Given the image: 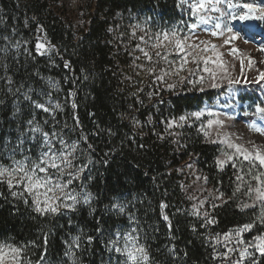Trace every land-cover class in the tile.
Listing matches in <instances>:
<instances>
[{
    "label": "trees",
    "instance_id": "obj_1",
    "mask_svg": "<svg viewBox=\"0 0 264 264\" xmlns=\"http://www.w3.org/2000/svg\"><path fill=\"white\" fill-rule=\"evenodd\" d=\"M74 4L83 18L77 28L66 16L71 0H0V33L15 31L21 42L29 43L32 53L31 56L19 53L13 60L7 59L9 55L2 56L0 77L4 69L13 86H29L36 97L42 91L51 93V98L63 106V111L52 115L36 111L35 120L45 131H53L55 125V130L62 131L68 139L78 140L81 132L88 137L80 146L84 149L88 144L93 146V164L83 174L80 184L93 193L92 207L96 211L90 214L88 206H80L76 212L42 217L12 198L5 185L0 188L7 197H0V241L17 244L35 241L37 247L30 246L28 257L36 261L44 245L43 229L48 233L45 264H72L64 254L65 242L80 235L81 230L85 235L95 236L99 226L104 236H98L90 246L84 240L81 248L73 250L81 264L110 261L115 264L117 257L105 248L106 239L117 230L135 226L128 220V213H132L143 229L142 235L147 237L154 264H218L207 238L250 222L252 211H242L240 207L249 200L244 194L246 188L242 187L233 196L235 170L231 165L223 171L215 167L219 146L205 143L196 126L173 129L182 133L178 143H172L176 137L165 136L161 140L157 135H165L162 120L201 107L210 94H174L157 87L149 90L131 63L132 17L134 20L146 17L149 26L157 28L174 17L177 0H75ZM27 19L31 26L25 28ZM38 25L42 26L41 31L37 30ZM32 30L33 35L43 32L56 46L59 55L52 53L54 65L47 56L36 52L38 37L32 36ZM64 61L70 63V68L64 67ZM48 77L60 82L59 91L49 88L45 79ZM70 91L75 92L74 97H69ZM4 92L5 89L0 94ZM149 92L158 95L149 99ZM2 99L1 110L7 106V100ZM73 101L77 104L75 109L71 106ZM73 115L78 118L79 126L70 131L76 126ZM133 118L140 123L134 124ZM65 124L69 127L65 128ZM189 160L203 177H208L209 192L224 193L220 201L211 197V203L218 205L210 207L214 224L202 227L204 222L191 215L192 203L180 174ZM161 202L168 207L162 210ZM114 203L126 204L125 214L112 209ZM164 215L169 217L171 228ZM258 231L264 232V228ZM255 234V231L247 233L245 237L250 239ZM170 248L175 249V255L169 253Z\"/></svg>",
    "mask_w": 264,
    "mask_h": 264
},
{
    "label": "snow or ice",
    "instance_id": "obj_2",
    "mask_svg": "<svg viewBox=\"0 0 264 264\" xmlns=\"http://www.w3.org/2000/svg\"><path fill=\"white\" fill-rule=\"evenodd\" d=\"M177 7L182 8L187 16L195 17V22L181 20L171 28H161L159 31H153L151 27H141L140 24L132 26L131 37L138 39L144 45L143 47H141V43L135 45L133 51L138 50L141 55L135 56L134 60L143 58L147 62L146 64L137 65V67L154 76L156 81L165 83L168 90H174L176 85L168 83L166 77L179 76V73L184 71L191 62L195 65V68L187 69L188 76H180V83L203 84L205 77L202 73H208L211 88L220 89L222 87L220 81L226 80L229 94L235 96L238 90L232 86L242 81L231 75V70L236 65L226 63L225 57L227 55L233 59H239V72L241 74L244 73L245 67L252 68L253 61L251 57L247 58V64H245L244 59L236 55L240 51L238 47L222 52L210 40L201 39L199 43H189L191 37L184 34V31L185 28L196 29L200 25H211L210 30L208 28L204 30L213 37L224 36L226 32L228 36L222 43L228 45L240 37V34L244 31V24L257 21L264 22V0H259V2L254 0L251 3H240V0H236V2L234 0H178ZM213 13L219 15L213 16ZM232 21L237 24L243 22V24L237 30L235 25L231 23ZM148 24L149 21L145 20V25ZM25 25L27 26V21H25ZM37 30L41 31L42 26L38 25ZM109 31H112V29H109ZM138 31L143 34L137 36ZM24 43L27 44L28 42L25 41ZM13 47L18 50L20 42L17 41ZM24 50L29 56L32 55L27 48ZM0 51L6 50L0 49ZM36 52L41 56H47L53 65L55 61L52 59V53L55 52L56 55H59L56 46L48 41L46 37L37 38ZM173 53L177 55L173 56ZM209 53L211 54L209 55ZM162 64H166L167 69L160 67ZM201 65H203L202 70ZM209 65L214 67H209ZM64 67L70 68V63L64 61ZM158 68L159 74H157ZM198 70L201 71V74H199L198 79H193L192 77L197 76ZM7 79L10 85L11 78ZM45 79L50 89L60 90L59 81L51 77ZM84 79L86 80L87 76H84ZM65 80H67V77H65ZM260 81H264V70L258 72V79L256 77L252 78L254 83ZM9 91H11L10 87ZM28 91L31 92L32 89L29 88ZM139 91H143V89ZM200 91H204L203 87L200 88ZM48 95H51V93ZM68 95L74 97L75 92L70 91ZM154 95H158V93L149 92V99ZM24 99L30 100L36 109H41L46 113L63 111V106L60 103L46 105L32 99L27 93L24 94ZM0 103L3 102L0 101ZM140 103L143 104V101H140ZM71 106L73 109L77 107L75 101L72 102ZM224 106L229 107V105ZM249 107H254V111L251 113L252 116L259 121H264V100ZM17 111H19L18 108ZM222 115L213 111L212 108H201L187 112L166 121L162 120L165 135L158 133L157 135L161 140L165 139V136L176 137L172 140V143H178L182 133L173 131V129L196 126L197 134H203L205 143L222 146L218 147L220 155L215 158L214 165L220 171H223L228 165H231L235 170L236 187L233 196L242 187L246 188L244 194L252 202L240 205V207L242 211L250 209L253 217L250 222L223 233L222 238L220 233L209 235L208 239L215 242L212 245L213 259L219 258L222 264H264V232L258 231L259 228H264V145H258L251 140L240 143L242 137L224 131L226 125L225 119L221 118ZM228 119L231 118L228 117ZM53 120H55L54 116ZM73 120L76 122V126L70 128V131H75L76 127L79 126V120L75 115H73ZM133 120L134 124L140 123L135 118ZM44 123L47 124L48 121L46 120ZM148 123H152L151 116ZM27 125L29 126L27 132L32 134L28 137L29 139L36 141L37 136H39L38 151L35 156L23 155L24 139L21 138L9 153L11 163H0V188L6 185L8 194L12 198L21 201L42 217H55L65 215L67 212H76L80 205L88 206L90 214L94 213L96 209L92 207L95 199L93 193L87 191L84 184L79 185V191L74 186V182L80 181L85 171L93 164L91 158L93 146L88 144L87 149L80 146L81 141L87 142L88 137L81 132L78 140H70L65 137L62 131H56L55 125L53 131H45L44 127L36 122L35 116L27 120ZM64 127L68 128L69 126L65 124ZM248 128L264 138V127L259 126L256 120H253ZM25 134L22 132L21 137ZM181 147H186V145H181ZM18 151L22 154L20 159L16 158ZM105 155L107 156L108 153H105ZM104 163H107V161H104ZM187 167L191 168L192 165L189 164ZM245 177L249 179L246 180ZM197 179H200V177H197ZM203 179L207 183L208 177L204 176ZM223 196L224 193L220 192L219 196L213 197V199H221ZM0 197L7 199L3 191H0ZM188 199L192 200L194 197L189 196ZM204 203L205 200H200L198 204H193L191 212L193 216H203L204 223L201 225L202 227L216 222L207 211L201 213L200 208ZM217 206L215 203L212 204L213 208ZM105 207L107 208V205ZM111 207L119 214H125L127 205L114 203ZM160 207L163 210L168 205L161 202ZM164 219L169 221V227L171 228L169 217L164 215ZM128 220L135 226L125 231L117 230L115 233L109 234L105 248L117 257L115 264H154L150 246L146 242L147 237L142 235L143 229L139 227L137 217L132 213H128ZM69 223L71 224V220H69ZM97 225H99V221H97ZM193 231H195V227H193ZM254 231L256 234L251 235L250 239L244 238L245 233L251 234ZM41 232L44 245L38 260L33 261L28 257L30 246L31 248L37 247L35 241H29L27 244L0 241V264H45L48 233L44 232L43 229H41ZM95 232V236L85 235L81 230L80 235L73 236L70 241L65 242L67 248L64 254L70 258L72 264H81L79 257L73 250L74 248H81L84 240L90 246L98 236H104V232L99 226H97ZM221 243L224 244L226 250L217 252L215 245ZM229 244L234 246L228 247ZM236 245L239 247H236ZM168 251L170 254L175 255L174 248H170ZM233 254H236L235 259H233ZM185 255L187 254L185 253ZM109 264H111V261Z\"/></svg>",
    "mask_w": 264,
    "mask_h": 264
},
{
    "label": "rangeland",
    "instance_id": "obj_3",
    "mask_svg": "<svg viewBox=\"0 0 264 264\" xmlns=\"http://www.w3.org/2000/svg\"><path fill=\"white\" fill-rule=\"evenodd\" d=\"M236 2V0H234ZM251 3L254 2V0H240V3ZM256 2H259V0H256ZM75 0H71V7L66 12V16L68 17V20L72 22L74 27H78L82 23V16L79 10L75 7ZM178 4V0H177ZM245 11H247L245 9ZM213 16L219 15L218 13H213ZM133 21L131 22L132 26L136 24H140L141 27H150L149 24L145 25L146 17H141L140 19H135L134 17ZM139 18V17H138ZM181 20H187L189 22H195V17L187 16L184 13V10L180 7L177 8L176 13L174 14V17L171 20H167L166 22L160 23L157 28H151L153 31H159L161 28L167 29L171 28L174 24H177ZM27 25L31 26L30 23ZM25 23V22H24ZM235 25L236 29L238 28V24L235 21L231 22ZM243 23V22H242ZM240 24V23H239ZM131 26V32L133 31V27ZM244 26H248L249 29H244V32L240 34V37L230 42L228 45H224L222 42L223 40L228 36V34L225 32L224 36H216L213 37L210 35L209 32L205 31V28L211 29V25H200L196 29H190L185 28L184 34L191 37L189 40V43H199L201 39L203 40H210L213 44H216L222 52H226L228 49H231L233 47H238L239 52L236 54L241 59H244L245 64H247V58L251 57L253 61V66L251 69L245 67L244 73L241 74L239 72V59H233L231 56L225 57L226 63H231L232 65H236L234 69L231 70V75L233 77H238L242 82L236 85H233L232 87L234 89H237L235 96H232L229 94V87L227 85V81H220L222 87L220 89L211 88L209 86L210 80L208 79V73H202L205 77L203 84H187V83H180L179 77L180 76H188L187 69L195 68V65L193 63H189L187 65V68L184 71H181L179 73V76H168L166 77L167 82L170 84L176 85L174 90L172 91L174 94H183L185 92H196L198 94L202 93H209V99L205 100L201 107H196L192 111L199 110L201 108L208 109L212 108L213 111L223 114L221 118L225 119V129L224 131H227L229 133H234L236 136L242 137V139L239 141L240 143H246L248 140L254 141L258 145H264V138L260 137L257 133L249 130L248 125L253 121L256 120L257 124L259 125V120H257L256 117L252 116L251 113L254 111V107H249L250 105H254L255 103H259L261 100H264V81H260L259 83L252 82V78L256 77L258 79V72L261 70H264V40L261 38L260 34L262 33L264 35V22H253L244 24ZM27 28V26H25ZM254 29V30H253ZM249 30V31H248ZM258 32H256V31ZM3 32V31H2ZM32 36H36L38 38L45 37L43 32L36 33L33 35V30L31 31ZM142 32H137V36L142 35ZM249 34V35H248ZM252 35H256L253 36ZM19 36L16 35L15 31H11V33L2 34L0 33V49H4L6 51H0V58L2 56H8V60H13L15 57H17L19 53L27 54L25 52V48L28 49L29 43L25 44L24 42H21L18 38ZM147 39V37H146ZM19 41L20 42V48L17 50L13 47V45ZM130 41L133 42V45H131L132 50V64L134 67V70H136L137 76L140 78L141 83L146 86L149 90L157 87V89H163L168 90L167 85L161 81H156L155 77L147 73L146 71L142 70L141 68L137 67V65L146 64L147 62L141 58V60H134L135 56H140L141 53L137 51H133L135 48V45L137 43H141L138 39L130 38ZM247 41V42H245ZM143 43H141V47H143ZM29 51V49H28ZM211 53H209L210 55ZM177 54L173 53V56H176ZM182 55V54H180ZM172 58L171 56L169 57ZM160 67H163L167 69L166 64L160 65ZM203 65H201L202 70ZM209 67H214L213 65H209ZM157 74H159V68L157 69ZM199 74H201V71L198 70L197 76L192 77L193 79H198ZM9 76L6 75L5 70L3 69L1 72L0 77V92L5 89L6 92L0 94V98L7 100L6 107L1 110L0 109V163L9 164L11 163L9 159V153L11 150L18 144L19 140L21 138L24 139V152L23 155H33L35 156L38 151V142H39V136H37V140L33 141L29 139L28 137L32 135L31 133L27 132V129L29 126L27 125V120L32 119L33 116L36 118V111H41L43 113V110L36 109L34 105L31 103L30 100L24 99V94L27 93L32 97V99L37 100V98L40 100L39 102L45 103L46 105L51 104L54 105L55 103H59L54 98H51V95L45 94L42 91V95H39L36 97L34 95L33 90L29 92V86H24L20 88L19 86H13L12 80L11 84L9 85L8 79ZM246 81V82H245ZM9 87L11 88V91H9ZM203 87L204 91H200V88ZM19 89V91H17ZM2 99V100H3ZM3 102V101H2ZM224 105H229V107H225ZM8 108V110H6ZM17 108L19 111H17ZM6 110V111H5ZM6 114V115H5ZM52 115L53 113H48ZM5 115V116H4ZM9 117L6 119V121H3L4 117ZM230 117L231 119H228ZM38 122V121H36ZM42 125V124H41ZM43 126V125H42ZM262 127V125H259ZM45 130V129H44ZM26 133L25 136L21 137V133ZM203 136V134H201ZM72 140V139H70ZM222 147V146H219ZM220 155V154H219ZM16 158L20 159L22 158V154L18 151L16 153ZM191 164L192 167L189 168L187 165ZM180 174L183 176V186L186 190H188V197L193 196L194 199L190 200L193 204H198L200 200H205L204 205L200 208L201 213L204 211H207L210 215V207H211V197H218L219 195L213 191L209 192L208 187L203 179L202 174L200 171L193 165L192 161H187L183 168L180 171ZM197 177H200V179H197ZM245 179H249L248 177H245ZM78 184H77V183ZM74 182V186L77 187V191H79V185L80 181ZM254 183V182H253ZM211 193V195H210ZM221 200V199H217ZM252 201L249 199L246 201V203H251ZM80 206H86V205H80ZM78 206V207H80ZM192 206H191V212H192ZM71 212H67L66 214H69ZM197 218V220H200L204 222V218L201 215L200 217L194 216ZM211 217V216H210ZM247 233L244 234V238ZM223 234L221 235L222 238ZM209 237V236H208ZM207 242L212 245L215 243L213 240L207 238ZM233 244H229L228 247H233ZM217 252H223L225 251L224 244H216L215 245ZM236 247H239L236 245ZM213 248V247H212ZM236 258V254H233V259ZM218 264H222V261L217 258L215 259Z\"/></svg>",
    "mask_w": 264,
    "mask_h": 264
},
{
    "label": "bare ground",
    "instance_id": "obj_4",
    "mask_svg": "<svg viewBox=\"0 0 264 264\" xmlns=\"http://www.w3.org/2000/svg\"><path fill=\"white\" fill-rule=\"evenodd\" d=\"M262 37V39L264 40V35H261ZM259 125H262V127H264V121H259Z\"/></svg>",
    "mask_w": 264,
    "mask_h": 264
}]
</instances>
